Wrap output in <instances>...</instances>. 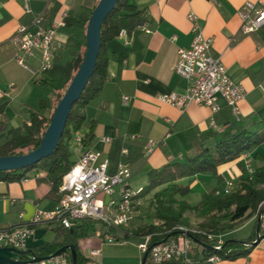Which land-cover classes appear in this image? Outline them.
Returning <instances> with one entry per match:
<instances>
[{
	"label": "crops",
	"instance_id": "obj_1",
	"mask_svg": "<svg viewBox=\"0 0 264 264\" xmlns=\"http://www.w3.org/2000/svg\"><path fill=\"white\" fill-rule=\"evenodd\" d=\"M130 1L145 12L147 22L107 43L106 80L98 96L84 108L86 122L75 135L82 137L88 131L90 122L94 121L93 139L84 147L77 144L74 137L70 145L72 155H75L71 159L75 162L87 150L100 153L110 162L115 141L126 144L120 152L125 160L121 162H126L131 169L129 186L143 189L141 199L150 194L144 191L150 181L146 186L134 188L130 183L134 176L143 172L151 180V171H162L164 167H174L184 162L194 139L199 140L212 132L217 134L216 138H220L222 133L240 126L251 131L264 129V29L243 34L238 15L239 7L244 2L264 4V0ZM77 4L78 0H0V96L7 95L19 101L23 108L37 109L42 100L53 103L55 93L61 90L65 78L48 71L42 76L38 70L20 66L12 56V38L19 26L30 24L36 13H44L43 24L49 26L60 21L64 13L67 15L73 11ZM26 8L29 10L26 11ZM189 13L197 17L204 36L212 39L211 53L221 57L229 77L240 83L245 91L238 102L241 120L235 121L230 109L224 107L214 115L218 130L210 125L212 114L208 107L192 103L181 111L158 98L170 92L184 91L186 83L174 72V65L178 48L188 47L193 38L191 22L187 17ZM234 38L235 41H232ZM56 39L59 48L71 46L81 50L85 42L79 29L69 37L60 28ZM35 57L31 61L37 60V55ZM57 77L58 82L55 80ZM50 81L57 86H51L46 92L48 98L35 93L37 88H47ZM124 96L128 97L127 101L123 100ZM6 114L10 122L17 116L22 118V122L24 120L10 107L6 108ZM148 141L158 143L150 153L146 152ZM122 150H126V153L123 154ZM256 154L264 156L254 149L245 153L246 156L243 154L235 161L218 166L217 173L222 176L224 185L216 189L222 191L229 180L235 183L242 173L239 162L245 167L248 161L252 168L257 166L255 162L260 164L255 158ZM44 175L43 172L30 171L21 180H0V229L29 223L37 212L55 209L62 192L60 189L51 192L50 186L40 180ZM209 175L199 174L188 183L195 187ZM87 221L94 220L79 221L73 226L77 233L76 244L85 259L83 264H141L143 254L137 243L123 239L103 242L96 235L100 229L97 223L92 227L94 235L89 236ZM72 228H64L55 220L33 224L23 250L34 252L35 256H47L41 254L42 248L51 243H64L66 232L70 230L72 234ZM244 228L246 232L237 237L238 240L252 234L255 219L247 220L234 232L238 233ZM91 251L98 253L92 255ZM246 260L251 264H264V237L245 258L235 263ZM216 264L233 263L219 261Z\"/></svg>",
	"mask_w": 264,
	"mask_h": 264
},
{
	"label": "trees",
	"instance_id": "obj_2",
	"mask_svg": "<svg viewBox=\"0 0 264 264\" xmlns=\"http://www.w3.org/2000/svg\"><path fill=\"white\" fill-rule=\"evenodd\" d=\"M98 1L78 0L76 8L65 16L64 26L61 29L69 37L74 36L75 30L79 29L85 41L86 25ZM146 22L145 12L138 9L130 0L117 1L101 27V43L94 73L78 100L73 104L62 136L53 153L22 170L0 171V180L12 182L21 180L30 171L43 172L45 175L40 180L50 186L51 192L59 191L63 176L75 163L71 159L73 151L70 142L76 133L82 130L86 122L84 108L98 96L107 77V43L118 37L122 30L131 32ZM12 49L14 58L16 50L14 46ZM85 49L84 42L81 50L77 47L63 46L55 52L52 67L48 72L59 73L65 78V81L61 90L55 93L52 104L42 100L37 109L23 108L19 101L7 95L0 96V157L26 154L40 144L57 102L76 73L74 60L78 54L84 55ZM36 55L37 60L34 59V62L31 61V58L27 60L29 68L34 71H37L40 65V55ZM7 107L21 114L24 119L21 125L11 124L6 114ZM216 135L212 132L209 133V136L191 141L184 162H180L174 167H164L162 171H151L152 178L144 191L151 193L146 216L152 220V223L143 222L130 230L124 226L110 228L109 231L115 241L123 239L137 244L145 236L151 237V244L154 242H178L186 235L194 239V246L188 252V262L183 257H179L154 263L147 255L145 264H211L207 262V258L211 255H217L220 261L235 263L239 259L245 258L255 246V244H243L241 241L250 243L256 238L257 219L260 209L264 206V156L255 155L260 164L255 166L251 173L239 162L242 173L237 177L229 193L225 194L216 188L212 189L204 192L195 205L190 204L184 197L188 191L181 183L182 179L210 173L220 184L223 182V178L217 173L218 166L235 161L254 147L264 143V129L251 131L240 126L235 130L222 133L220 138H216ZM93 136L94 121H91L88 131L80 137L79 144L84 147L88 146ZM125 145L119 140L115 141L112 160H110L112 171L116 169L119 162L125 161L120 153ZM251 218L255 219L254 231L250 236L238 240L234 236V231ZM96 223L100 229L103 228L98 221L86 222L88 226L92 227ZM69 231L66 232L64 243L56 242L45 245L41 254H52L63 245L72 243L75 245L77 264H83L85 259L76 244L75 227L72 228V234ZM224 233L226 235L221 250L210 248L213 241L207 239L208 235ZM259 233L261 238L264 237V211L261 213ZM25 252L23 260L30 259L32 255L35 256L34 252L29 250H25ZM64 254L72 264L71 252L67 250Z\"/></svg>",
	"mask_w": 264,
	"mask_h": 264
},
{
	"label": "built area",
	"instance_id": "obj_3",
	"mask_svg": "<svg viewBox=\"0 0 264 264\" xmlns=\"http://www.w3.org/2000/svg\"><path fill=\"white\" fill-rule=\"evenodd\" d=\"M29 10L26 8V11ZM241 19V32L250 34L264 29V4L246 1L238 10ZM66 16V13L63 14ZM63 17V18H64ZM191 22L193 38L188 47L178 48L174 72L185 81L184 91L181 93L170 92L158 98L172 106L185 110L190 104L203 105L210 109L212 117L210 125L219 129L214 115L224 107L230 109L232 118L239 122L242 118L238 102L244 97L243 86L233 81L227 74L221 57L211 53L212 39L205 37L194 13L187 15ZM44 13H36L28 25H21L12 38L15 47V61L24 68H29L27 60L36 53L40 55L39 72L51 69L55 52L59 48L56 39L58 30L64 26L63 18L49 26L43 24ZM122 30L120 35H125ZM235 41V38L232 39ZM124 101L128 97H123ZM77 144L80 137H76ZM158 143L148 141L146 152H152ZM125 154L126 150H122ZM244 156H246L244 154ZM245 169L251 173L253 168L250 162L245 163ZM132 175L126 162H119L114 171L111 170L107 158L94 151H84L70 170L63 176L60 190L62 195L55 209L51 212H37L29 223L8 225L0 229V247H14L23 250L30 236V226L45 221H58L62 227L70 229L76 222L94 220L102 224L103 228L96 235L103 242L115 241L110 233V228L126 226L133 218L136 205L142 193V188L133 189L129 186ZM233 181L225 183L223 193H229ZM104 197H107L104 200ZM224 234L208 235L207 239L213 241L210 248L221 250ZM194 246V239L186 235L178 242H154L151 237L145 236L137 244L142 254L147 253L150 260L160 263L172 258L183 257L188 262V252ZM96 255L97 251H91ZM35 256L22 260L16 264H69L65 254L48 259L35 261ZM220 261L217 255H211L207 262L216 264ZM251 264L248 260L242 263Z\"/></svg>",
	"mask_w": 264,
	"mask_h": 264
},
{
	"label": "water",
	"instance_id": "obj_4",
	"mask_svg": "<svg viewBox=\"0 0 264 264\" xmlns=\"http://www.w3.org/2000/svg\"><path fill=\"white\" fill-rule=\"evenodd\" d=\"M118 0H99L94 7L85 30V53L78 54L74 60L76 73L70 81L62 97L56 104L50 117L49 124L43 134L40 144L32 151L20 155H8L0 157V171L22 170L38 163L41 159L49 156L56 148L62 136L67 118L73 104L78 100L90 77L94 73L97 56L101 43V27L106 16L114 9ZM264 206L260 209L256 224V238L250 243L241 241L243 244H256L260 240V219ZM71 252L72 264H77V255L74 244L64 245L54 253L47 256H35V261L48 259L61 255L65 251ZM24 250L14 247H0V264H16L21 262L25 255ZM147 253L143 255L141 264H145Z\"/></svg>",
	"mask_w": 264,
	"mask_h": 264
},
{
	"label": "rangeland",
	"instance_id": "obj_5",
	"mask_svg": "<svg viewBox=\"0 0 264 264\" xmlns=\"http://www.w3.org/2000/svg\"><path fill=\"white\" fill-rule=\"evenodd\" d=\"M42 76H44V72H39ZM58 77L55 78V80L58 82ZM51 86H57L55 85V83H53L52 81L49 82V86L46 88L45 86L42 88H37L35 93L36 94H43V96H46V98H48L49 96L46 94L47 91L50 90ZM12 125L14 126H18L21 125L22 123V118L21 117H15L12 119L11 121ZM256 150L258 149V151L262 154H264V143L254 147L252 150ZM72 159L75 158V155H72L71 157ZM255 165H258L259 162H255ZM253 164V165H254ZM191 178H185L182 179V184H184V186L187 188V193H185V199L192 205H195L199 202L201 195L203 192H208L214 188H222L224 183H218L217 179L213 178L211 175L206 176V178H204V180H202L201 182L199 181V184L197 186L194 187V185H189V181ZM134 181V182H133ZM150 181V177H148L146 175V173L143 172H139L137 173L133 180L130 181V183L134 186V188H137L138 185H142V186H146L148 184V182ZM151 197V193L145 195L144 197H139V202L136 205L137 208L133 218L129 221V223L124 226V228L126 229H133L135 228L137 225L141 224V223H152V220L150 218H148L146 216V214L148 213V201ZM243 224V223H242ZM249 228L251 226H248ZM87 233L89 236L94 235V229L92 228V226H89L87 229ZM246 232V228H244L243 230H240L238 233L234 232V236L235 237H239L241 236V234H245Z\"/></svg>",
	"mask_w": 264,
	"mask_h": 264
}]
</instances>
